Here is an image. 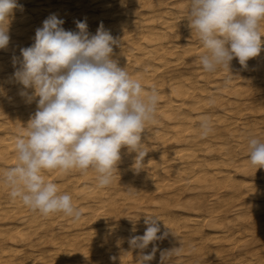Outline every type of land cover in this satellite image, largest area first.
<instances>
[{
	"label": "bare ground",
	"instance_id": "6f19581e",
	"mask_svg": "<svg viewBox=\"0 0 264 264\" xmlns=\"http://www.w3.org/2000/svg\"><path fill=\"white\" fill-rule=\"evenodd\" d=\"M188 3L17 0L9 46L0 49V170L17 163L15 141L36 111L35 101L20 95L13 59H22L20 49L34 43L51 14L69 31H78L77 19L93 35L103 24L118 42L112 58L146 90H157L158 106L141 134L148 153L140 170L136 153L122 148L105 188L92 169L45 173L71 195L78 220L32 211L0 183V264H136L141 250L128 240L144 234L148 216L159 219L163 237L143 250L155 248L148 264H161L172 249L166 264H264V167L250 163L247 143L250 136L264 141V36L247 68L234 58L230 71L207 73ZM204 115L214 126L207 137L199 130Z\"/></svg>",
	"mask_w": 264,
	"mask_h": 264
},
{
	"label": "clouds",
	"instance_id": "9594fccd",
	"mask_svg": "<svg viewBox=\"0 0 264 264\" xmlns=\"http://www.w3.org/2000/svg\"><path fill=\"white\" fill-rule=\"evenodd\" d=\"M17 7V0H0V49L9 46ZM187 19L204 50L199 63L207 73L230 71L234 58L247 68L261 53L264 0H189ZM75 23L78 31L65 30L64 20L49 15L35 30L34 43L20 49L22 59H13L14 67L19 63L13 76L22 85L20 95L28 103L35 101L36 111L15 141L17 163L0 170V183L12 199L32 211L78 220L81 212L71 195L61 192L45 173L92 169L98 187L105 188L117 172L122 148L136 153L134 168L140 170L148 153L141 134L155 119L158 92L146 90L112 58L118 42L103 24L93 35L86 21ZM199 130L202 137L214 131L209 116H201ZM247 143L250 163L264 167V141L250 136ZM158 220L148 216L144 234L129 238L130 247L141 250L136 264L153 259L155 248L149 254L143 250L163 238L157 235ZM174 251L162 253L161 264Z\"/></svg>",
	"mask_w": 264,
	"mask_h": 264
},
{
	"label": "rangeland",
	"instance_id": "374dc122",
	"mask_svg": "<svg viewBox=\"0 0 264 264\" xmlns=\"http://www.w3.org/2000/svg\"><path fill=\"white\" fill-rule=\"evenodd\" d=\"M80 20V19H79ZM78 19L76 21H79Z\"/></svg>",
	"mask_w": 264,
	"mask_h": 264
}]
</instances>
